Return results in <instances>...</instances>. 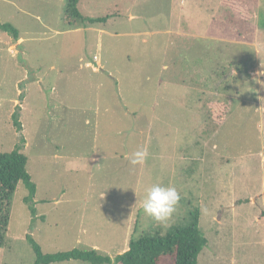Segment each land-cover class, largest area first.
Wrapping results in <instances>:
<instances>
[{
  "label": "rangeland",
  "instance_id": "1",
  "mask_svg": "<svg viewBox=\"0 0 264 264\" xmlns=\"http://www.w3.org/2000/svg\"><path fill=\"white\" fill-rule=\"evenodd\" d=\"M65 4L0 0L21 35L0 31V152L24 137L37 184L29 203L17 185L0 264H35L29 237L45 253L115 257L193 209L200 264H264V0H81L85 16H108L83 24ZM94 51L100 71L82 61L96 65ZM156 183L181 194L166 225L142 210Z\"/></svg>",
  "mask_w": 264,
  "mask_h": 264
},
{
  "label": "trees",
  "instance_id": "2",
  "mask_svg": "<svg viewBox=\"0 0 264 264\" xmlns=\"http://www.w3.org/2000/svg\"><path fill=\"white\" fill-rule=\"evenodd\" d=\"M81 0H66V17L72 24L73 21L83 23L104 22L108 16H85L80 8ZM0 31L7 32L17 41L20 39V31L12 23H4L0 19ZM15 125L21 130L18 114H15ZM26 140L21 138L20 143L9 152H0V247L6 242L8 224L10 221L11 198L19 182H23L29 191L25 197L27 203L34 200L37 192V184L33 181L27 169L28 157L21 151ZM35 212V208L31 205ZM184 224L172 227L167 233H142L139 236L132 235L128 248L112 257L101 253L96 248H73L67 251L45 253L41 245L32 237H29L35 251V264H51L66 260H82L91 264H160L165 258H169L172 264H200L199 258L208 238L201 230L199 209L189 211Z\"/></svg>",
  "mask_w": 264,
  "mask_h": 264
},
{
  "label": "clouds",
  "instance_id": "3",
  "mask_svg": "<svg viewBox=\"0 0 264 264\" xmlns=\"http://www.w3.org/2000/svg\"><path fill=\"white\" fill-rule=\"evenodd\" d=\"M261 75H264V70L255 77L258 82ZM144 156L143 150L135 151L130 157V164L135 166L142 163ZM180 200L181 194L175 186L156 183L145 189L142 210L154 222L166 225L175 213Z\"/></svg>",
  "mask_w": 264,
  "mask_h": 264
},
{
  "label": "crops",
  "instance_id": "4",
  "mask_svg": "<svg viewBox=\"0 0 264 264\" xmlns=\"http://www.w3.org/2000/svg\"><path fill=\"white\" fill-rule=\"evenodd\" d=\"M130 16L131 17H134L136 15L131 14ZM91 17H93V16H91ZM177 24H178V21H177ZM94 27H95L94 25H83L81 27L74 28V29H80V28H89L90 29L91 28V29H95V30H97V31H99L101 33L105 31V28L104 27H101V26L100 27H95V28ZM166 31L169 32V30H166ZM173 31L178 35L179 32H180L179 31V26H176L175 29H172V32ZM96 52H98V53H96ZM93 53L94 54H98V60L97 61H94V62H96V65L91 62V56L90 57L88 56V58L85 59V60L82 58V61H84L86 67L91 68L93 71H100V69H102V58H101V54H100L99 51H94ZM99 57L101 58V60H100Z\"/></svg>",
  "mask_w": 264,
  "mask_h": 264
},
{
  "label": "built area",
  "instance_id": "5",
  "mask_svg": "<svg viewBox=\"0 0 264 264\" xmlns=\"http://www.w3.org/2000/svg\"><path fill=\"white\" fill-rule=\"evenodd\" d=\"M93 59H94V60H97V59H98V56L95 55Z\"/></svg>",
  "mask_w": 264,
  "mask_h": 264
}]
</instances>
